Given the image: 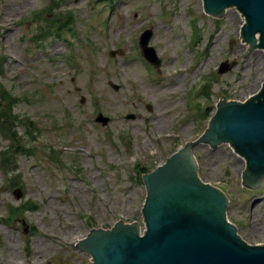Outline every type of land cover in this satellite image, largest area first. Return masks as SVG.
I'll return each mask as SVG.
<instances>
[{"label": "rangeland", "instance_id": "rangeland-1", "mask_svg": "<svg viewBox=\"0 0 264 264\" xmlns=\"http://www.w3.org/2000/svg\"><path fill=\"white\" fill-rule=\"evenodd\" d=\"M243 23L235 7L210 17L203 0H0V80L19 98L9 124L27 143L29 118L38 130L33 149L12 150V172L0 164V264H93L76 247L93 227L143 228L141 167L201 135L221 98L243 101L264 82V50L241 43ZM147 28L159 67L141 54ZM3 129L0 154L14 143ZM192 151L201 179L228 194L239 234L264 243V182L243 184L245 159L228 143ZM30 200L39 207L23 208Z\"/></svg>", "mask_w": 264, "mask_h": 264}, {"label": "water", "instance_id": "water-1", "mask_svg": "<svg viewBox=\"0 0 264 264\" xmlns=\"http://www.w3.org/2000/svg\"><path fill=\"white\" fill-rule=\"evenodd\" d=\"M212 18L225 16L235 7L242 13L241 43L248 51L264 50V0H203ZM205 12V13H206ZM212 15V16H211ZM215 16V17H214ZM153 31L146 29L140 46L154 66L161 58L149 44ZM120 50L111 51V55ZM223 61L219 72L230 69ZM205 131L169 155L151 172L143 174L146 199L140 221L120 219L109 228L95 227L76 242L92 257L93 264H264V243L254 244L238 232L227 216L228 194L203 181L192 148L207 143L216 148L230 144L246 162L243 184L256 189L264 182V82L243 101L221 98ZM96 120L107 125L110 117ZM16 196L22 195L20 188Z\"/></svg>", "mask_w": 264, "mask_h": 264}, {"label": "trees", "instance_id": "trees-1", "mask_svg": "<svg viewBox=\"0 0 264 264\" xmlns=\"http://www.w3.org/2000/svg\"><path fill=\"white\" fill-rule=\"evenodd\" d=\"M54 5V4H53ZM55 6L52 7V10ZM196 24V23H195ZM61 28V26L59 27V29ZM56 30V29H55ZM58 30V29H57ZM51 31V28H45L42 29L38 32L39 35H41V40L42 39H46L50 34L49 32ZM55 33V32H53ZM195 40L198 39V34L194 37ZM208 82L205 83V85H207ZM18 97L15 96L13 94L12 91H8L4 84L2 83V81L0 80V123L3 129L4 134L9 137L12 138V140H14V143H12V145H9L7 147V149L3 150L2 154H0L1 156V165L4 168L6 173H10L13 170L12 167V150L14 148H17V151L23 153V152H28L30 151V149L32 148V143H34L35 139V135H37L36 131L37 130V124L35 123V121H33L32 119L29 118V121H27L28 123V128L26 129V134L30 137V141L29 143H27L25 141V139H23V133L19 132V125L15 124L14 121H12V124L10 125L9 122L11 120H17V116H15V114H13V111L15 109L16 104H18ZM8 107L9 110L7 109ZM201 107H199L200 112H203L205 115L208 112V108L207 109H200ZM11 116H10V115ZM54 150V149H53ZM175 151V150H174ZM173 151V152H174ZM52 156H54V154L56 153V150L54 152H51ZM139 167V165H137V168ZM151 171L150 169H146L145 167H141V169L138 171L139 175L142 176V174L144 172H149ZM7 180H14L13 177H11L10 179H8V177L6 176ZM39 207V205L37 204V202H35L34 200H30L29 202L26 203V205L23 206V208L26 209H31V210H35ZM19 212V211H18ZM14 215V214H13ZM10 217L12 218V212L10 211Z\"/></svg>", "mask_w": 264, "mask_h": 264}, {"label": "bare ground", "instance_id": "bare-ground-1", "mask_svg": "<svg viewBox=\"0 0 264 264\" xmlns=\"http://www.w3.org/2000/svg\"><path fill=\"white\" fill-rule=\"evenodd\" d=\"M233 15V14H232Z\"/></svg>", "mask_w": 264, "mask_h": 264}]
</instances>
